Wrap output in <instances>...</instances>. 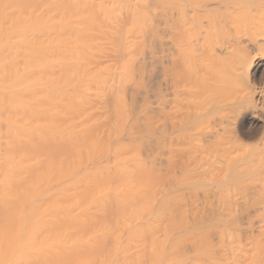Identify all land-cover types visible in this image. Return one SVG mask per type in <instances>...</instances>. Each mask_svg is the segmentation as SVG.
<instances>
[{
    "label": "bare ground",
    "instance_id": "obj_1",
    "mask_svg": "<svg viewBox=\"0 0 264 264\" xmlns=\"http://www.w3.org/2000/svg\"><path fill=\"white\" fill-rule=\"evenodd\" d=\"M149 2L0 0V264H264L263 13L204 28L196 0ZM158 9L177 16L162 31L203 35L173 50L231 64L170 78L166 175L142 66Z\"/></svg>",
    "mask_w": 264,
    "mask_h": 264
},
{
    "label": "rangeland",
    "instance_id": "obj_2",
    "mask_svg": "<svg viewBox=\"0 0 264 264\" xmlns=\"http://www.w3.org/2000/svg\"><path fill=\"white\" fill-rule=\"evenodd\" d=\"M230 2L228 5L229 6H231V7H229L230 9H228V10H225L223 7H221L220 5H219V3L220 2ZM247 1V2H246ZM261 1H264V0H261ZM154 2H155V0H154ZM154 2H152V0H151V3L150 4H153ZM255 2V3H254ZM157 2H155V4H153V5H155V6H157L158 4H156ZM182 3V5H184V8H185V15H186V19H188L187 20V24H189V22L191 21V19L193 18V15L191 14V13H189L188 14V12L190 11V6L188 7V5L186 4V3H183V2H181ZM196 4L197 5H203V6H205L206 5V9H207V11H205V13H207V12H209V13H207V14H205L204 13V11H202L200 8H199V12H198V17H197V19H199L200 20V22L201 23H204V24H202V26H204V28L206 27V24H207V22L205 23V21H209V23H210V25L211 26H214V27H216L217 28V26L219 25V27H221L222 25L221 24H224V26L226 27V25L228 26L229 25V23H231V22H229V21H231L232 20V22L234 23V21H236L235 23L237 24L238 23V21H240V20H242L243 18H252V17H254V18H258V16L257 15H259V18H260V16L262 15V13H263V15L262 16H264V3H259L257 0H252V2H251V0L249 1V0H203V1H201V0H196ZM232 4V5H231ZM258 4V5H257ZM259 8H258V7ZM152 7V6H151ZM257 7V8H256ZM156 8V7H155ZM158 11V13H156V15H155V17H156V19H155V17L153 18V17H151L152 18V20H153V22L155 23V25L153 24V26H155V28H154V30L153 31H150V32H152V33H149V36H148V33L146 34V36H148V39H146V37H145V39L146 40H148V42L150 41V43L151 44H155L154 45V47L152 48H150V46H153V45H151L150 43V46H149V48L150 49H147L148 48V45H147V47L145 48V50H150L151 52H153V54H156L158 51V54H156V55H148V54H150V53H148L149 51H144V55L146 56V58H145V61H144V65H142L144 68H146V69H144V73H145V76H143L145 79V84H146V88L145 89H147L146 90V93L147 92H149V94H146V95H150V96H146V97H150L149 98V100H147V101H150V103H155V94H153V93H156L157 91L156 90H158L159 89V87H160V97H161V104L163 105V112H161L160 113V126H159V128L161 129V131H162V134H161V137H162V140H163V142H161L162 144H161V150H160V158H161V167H162V170H163V173L166 175V173H168V169H169V163H168V160H169V152H170V150L171 149H175V146H176V144H177V142H176V140L173 138L174 136H175V134H177L176 132H174L175 131V129L174 128H172L173 126H172V124H171V120L173 121V117L171 116V114H170V111H169V107H170V105H171V100H172V91H171V89L169 88V80H170V78L174 75L175 76V73H176V75H178V77H189V76H191V72H188L189 70H192V69H194V71L196 70V72H197V74H200V76H203L204 75V77H206V76H215L214 75V73L215 72H217L216 70H218L219 72L222 70H225L226 69V71H227V69H230V66H231V64H230V61L228 60V61H226V62H220V61H218V62H216L218 59H216V57H215V60H214V56H216V55H212V57L213 58H211L210 56H211V54H208V53H210V52H208L209 50L208 49H203V50H198V51H196L194 54H196V58L194 57V56H190V55H193L192 53H188L187 51H182V53L181 52H179L180 51V49L181 50H183V48H182V44L183 43H185L184 42V39H185V37H186V39L185 40H187L188 41V43H187V45L188 44H190V42L192 43L193 42V40L195 39V37L193 38V39H191L192 38V35L193 36H196V33L195 32H193L192 33V31L191 32H189V31H186L185 32V30H183V32L184 33H186V36L182 33V30L180 29V30H178L177 32L178 33H180V35L179 34H177V36H180V39L181 40H183L181 43L182 44H180V46H179V50H173V49H175L173 46H174V43H175V38H179V37H177L176 36V34H174V36H173V34H171V31H169V29L167 30L166 28V30L165 29H163V30H165V31H162V29L161 28H163V25H161L160 26V23L161 24H164L163 22L168 18V19H170L171 17L173 18V20L175 21H177V19H176V12L174 11H167V13H166V15L165 16H167V17H163L164 15H162L161 13L159 14V12H161L159 9L157 10ZM157 11H155V12H157ZM187 11V12H186ZM236 11V12H235ZM255 11V12H254ZM158 14V15H157ZM168 14V15H167ZM173 14V15H172ZM188 14V15H187ZM201 14H205V16H203V15H201ZM242 14V15H241ZM200 15V16H199ZM234 15V16H233ZM162 17V18H158V17ZM192 16V17H191ZM203 16V17H202ZM242 16H244V17H242ZM191 17V18H190ZM200 17V18H199ZM206 17V18H205ZM179 18V17H178ZM184 18L185 17H183V18H181V19H183L184 20ZM207 18H209V19H207ZM237 18H240V20H238ZM157 19H158V21H157ZM161 19V20H160ZM203 19L205 20V21H203ZM207 19V20H206ZM234 19H236V20H234ZM156 22H155V21ZM160 20V21H159ZM163 20V21H162ZM180 20V19H179ZM178 20V21H179ZM199 20H198V22H199ZM219 20V21H218ZM162 21V22H161ZM160 22V23H159ZM179 22H181V23H177L176 24V26L177 25H179L180 26V24H182V20L181 21H179ZM222 22H225V23H228V24H225V23H222ZM156 23H157V25H156ZM216 23V24H215ZM183 24H184V22H183ZM198 25H199V23H198ZM209 24H207V26H208ZM197 26V25H196ZM210 26V27H211ZM152 28V26L150 27V28H148V30L149 29H151ZM175 28H180V27H175ZM182 28V27H181ZM197 28V27H196ZM209 28V27H208ZM183 29V28H182ZM199 29V28H198ZM197 29V30H198ZM209 29H211V28H209ZM224 30H225V28H223ZM152 30V29H151ZM159 30V32H157V31ZM177 30V29H176ZM196 30V29H195ZM194 30V31H195ZM160 31H162V32H160ZM166 32V35L164 34ZM171 34V35H169V33ZM188 32V33H187ZM197 32V31H196ZM158 33V35H160L159 37H158V35H156ZM161 33V34H160ZM187 34H188V36H187ZM156 35V36H155ZM162 35V36H161ZM167 35H168V37H167ZM165 36V37H164ZM185 36V37H184ZM199 36V37H198ZM203 35H201L200 34V31L198 32V35L196 36V38H200V39H202L201 37H202ZM226 36H228V35H226ZM153 37V38H152ZM156 37V40L158 39V38H164V39H161V40H163L164 42H162V43H164V44H161V43H159L160 41V39H158V43L157 42H153L152 43V41L154 40V38ZM167 37V38H166ZM184 39H183V38ZM191 39H189V38ZM150 38H152V39H150ZM172 38V39H171ZM227 38V37H226ZM168 39V41L166 42V40ZM224 39V40H223ZM173 40H174V42H173ZM179 40V39H178ZM180 40V41H181ZM171 41V42H170ZM148 42H146L147 44H148ZM166 42V43H165ZM229 42V43H228ZM145 43V44H146ZM166 44L168 45V46H166ZM171 44H172V47H171ZM218 45H220V49H222V46H223V48L224 49H222V50H225V49H228L229 48V45H230V41H228V38H227V40H225V37L223 36V38L222 39H219L218 40V43H217ZM227 44H228V48H226L225 46H227ZM162 45V46H161ZM165 45V46H164ZM232 45V44H231ZM231 45H230V47H231ZM146 46V45H145ZM157 46V47H156ZM163 46H164V48L165 47H168V48H165L164 50H163ZM190 45H188V46H183L185 49H186V47L188 48V49H190L191 48V46L189 47ZM217 46V45H216ZM233 46V45H232ZM157 50H156V49ZM159 48H161V50H159ZM172 49L173 50V52L174 51H176V53H178V55H176V53H175V56L176 57H182V55L184 56L183 58H180V59H177L176 60V62H175V64H169V60H170V62H171V59H170V55L168 54V53H166L167 51H169L170 49ZM193 48H191V50H192ZM218 49V48H217ZM167 50V51H166ZM172 50H170L169 52H170V54H171V52H172ZM194 50V49H193ZM157 51V52H156ZM164 51V52H163ZM189 51V50H188ZM146 52V53H145ZM159 53H161V54H164L165 55V53L166 54H168V55H165L166 56V59H165V56H162L163 57V60H161L162 59V57L160 58L159 57ZM147 54V55H146ZM182 54V55H181ZM213 54V53H212ZM147 56H149V57H154V58H156V60L155 59H153V61H154V64H153V62H151L152 60L150 59V58H147ZM167 56H169V57H167ZM172 56V55H171ZM174 56V55H173ZM188 56H190V59H188V61L187 62H183V60H186L185 59V57L186 58H188ZM157 57H159V58H157ZM194 57V58H193ZM192 58L194 59L193 61H194V63L192 62ZM149 59V60H148ZM219 59H221V58H219ZM168 60V61H167ZM175 60V59H174ZM190 60H191V62H190ZM157 61L159 62V63H157ZM162 61H164V62H162ZM225 61V60H224ZM259 61V62H258ZM146 62V63H145ZM153 64V65H151V63ZM167 62V63H166ZM149 63V64H148ZM156 63V64H155ZM161 63V64H160ZM191 63V64H190ZM193 63V64H192ZM255 63L256 64H258V63H262V64H264V60H259V59H257L256 61H255ZM255 64V65H256ZM146 65V66H145ZM150 66V67H149ZM149 67V68H148ZM148 68V69H147ZM146 71H147V73H146ZM215 71V72H214ZM221 71V72H222ZM254 71V72H253ZM212 72V73H211ZM214 72V73H213ZM219 72H217V73H219ZM189 73V74H188ZM255 73V74H254ZM182 74V75H181ZM201 74H203V75H201ZM252 79H254L256 82L258 81L259 83H263L264 82V67H262V68H259V69H253L252 70ZM182 77V78H183ZM217 77V76H216ZM222 78H223V76H221ZM220 77V78H221ZM257 82V83H258ZM157 86H159V87H157ZM154 89H156L155 90V92H154ZM152 107H154V105L152 106ZM252 132V131H251ZM174 134V135H173ZM177 147H178V144H177ZM175 155H176V158H175V161L172 163V167L170 166V169L172 168V170H171V172H174L175 174H179V170H180V167H181V164H180V158H178V155H177V153H175Z\"/></svg>",
    "mask_w": 264,
    "mask_h": 264
}]
</instances>
